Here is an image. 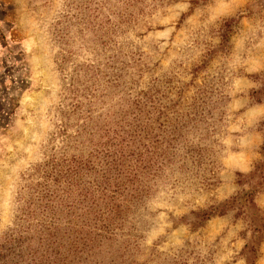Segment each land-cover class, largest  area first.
I'll return each mask as SVG.
<instances>
[{
	"label": "rangeland",
	"instance_id": "obj_1",
	"mask_svg": "<svg viewBox=\"0 0 264 264\" xmlns=\"http://www.w3.org/2000/svg\"><path fill=\"white\" fill-rule=\"evenodd\" d=\"M263 80L264 0H0V243L10 234L15 252L3 264H264V190L256 213L238 184L262 157ZM145 123L159 141L139 145ZM71 156L110 176L85 170L96 201L83 192L20 258L19 235L46 219L45 168ZM135 164L139 186L119 191ZM234 196L242 211L220 214Z\"/></svg>",
	"mask_w": 264,
	"mask_h": 264
},
{
	"label": "trees",
	"instance_id": "obj_2",
	"mask_svg": "<svg viewBox=\"0 0 264 264\" xmlns=\"http://www.w3.org/2000/svg\"><path fill=\"white\" fill-rule=\"evenodd\" d=\"M264 82V80H263ZM262 88L253 90L252 96L253 99H255L256 102H261V99H264V83H262ZM139 105V109H140ZM141 114L139 113V117ZM141 118V117H140ZM93 124L95 133L100 132L101 130H104L103 124H98V120H94ZM143 134H145L147 137L154 138L155 140L157 137L153 134V127L151 124H142L139 125V145H145L144 143H141L144 139H141L143 137ZM100 139L103 137V133L98 134ZM90 139V138H88ZM92 139V138H91ZM99 142H102V140H98ZM102 145H108V142H105ZM112 145V143H111ZM104 153H108L106 149L101 150L98 148V145L94 148V150L91 152V155H97L98 157H109V155H103ZM261 159L254 163L252 169L247 173L239 174L242 179L238 180L239 185H249L250 190L245 191L243 198V201L245 205L248 208H251L254 212L258 213L261 210L257 207L256 202L254 200L255 192L264 190V143L262 146L261 151ZM136 157H139V154L134 155ZM53 165V166H52ZM53 167V169H51ZM106 163H101L100 165L96 164L94 161H92V167L90 166L89 160L83 159L82 157H76L71 156L70 158H63L60 163H53L50 165V168L46 166L45 172L46 176L49 178V180L55 185L53 188H50L48 185V182H46L44 185H42V191H40V201L38 203V207L42 206L45 213L44 218L41 220V222L38 225V229H35L31 225L28 226V230H26V233H21L19 235V243L22 244L25 243V249L18 254L20 258L24 256L27 252H31L35 247V243H40V245H43L45 242H49L50 238H53L55 236L54 232H56L58 229H60L61 224L60 222L66 218L70 219L75 217L76 210L81 207V203L84 201V199L80 198L81 196H86L87 192H90L91 187L89 185L82 186L80 185L79 179L82 177L85 173V170H87L88 173H91V170L95 173H102L101 174V180L104 185L105 181L109 178V173H106L105 171ZM145 168V165L135 164V165H122L121 166V172H118L115 178V186L118 188L119 191H123L128 188H132L137 183L138 186L140 184L139 180V171ZM108 171L110 172V167L108 166ZM111 176L113 174L111 173ZM122 188V189H121ZM108 190V192L111 193L109 189H105V192ZM83 192H86L84 195ZM94 193L101 191H94L92 190L89 194L90 201H96V199H93ZM106 195V194H105ZM111 195H114L112 193ZM136 197V195H130ZM128 196V197H130ZM113 197V196H111ZM125 197V196H124ZM239 197L234 196L229 200H225L223 203L220 204L221 209L219 210L220 214L226 213L228 209H234L238 208V211L241 212L243 205L241 202H239ZM41 202V203H40ZM236 205V206H235ZM31 213L34 211L30 210ZM216 212V211H214ZM31 213H27L29 217L32 216ZM99 213V212H98ZM94 219H95V213ZM209 215L208 213L206 216ZM262 222H264V219H262ZM70 224V221L67 222ZM58 225V226H57ZM103 228H107L106 225H103ZM34 230V231H32ZM77 231V230H75ZM257 232L263 234L264 233V223H261L257 227ZM77 232H81V230H78ZM9 235L4 236V241L0 243V264L4 263V259L7 258L10 254H15L14 250H8L7 244L11 245V238H5L9 237ZM100 237H106L103 235H100ZM55 238V237H54ZM108 238V237H106ZM8 250V251H7ZM20 252V251H17ZM25 257V256H24ZM3 261V262H2Z\"/></svg>",
	"mask_w": 264,
	"mask_h": 264
}]
</instances>
